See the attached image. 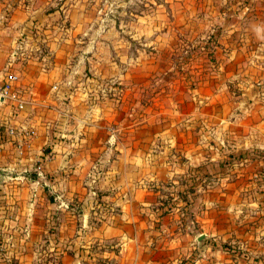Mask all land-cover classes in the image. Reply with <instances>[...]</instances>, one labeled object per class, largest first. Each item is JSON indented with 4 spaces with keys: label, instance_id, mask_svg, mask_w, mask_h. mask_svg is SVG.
Masks as SVG:
<instances>
[{
    "label": "rangeland",
    "instance_id": "obj_1",
    "mask_svg": "<svg viewBox=\"0 0 264 264\" xmlns=\"http://www.w3.org/2000/svg\"><path fill=\"white\" fill-rule=\"evenodd\" d=\"M45 3L7 58L23 99L64 98L59 126L80 190L50 191L38 158L8 166L0 264H120V242L102 233L116 218L142 233L137 264H264L262 188L239 189L233 205L224 187L213 206L203 202L208 191L192 200L193 168L211 166L200 183H242L230 172L251 155L241 146L243 81L264 75V59L256 43L243 57L241 48L258 37L249 24L264 23V0ZM5 109L23 114L6 105L2 118ZM130 201L137 221L125 213Z\"/></svg>",
    "mask_w": 264,
    "mask_h": 264
},
{
    "label": "crops",
    "instance_id": "obj_2",
    "mask_svg": "<svg viewBox=\"0 0 264 264\" xmlns=\"http://www.w3.org/2000/svg\"><path fill=\"white\" fill-rule=\"evenodd\" d=\"M48 1L49 0H0V84L3 81V75L5 73H15L12 71V68H10L12 67L11 59L7 58V54L9 52L8 48L11 50L14 44L20 39L17 38V35L22 38V34L33 19V15L36 16L37 14H44L42 10L45 9L47 4L45 2ZM249 25L253 30L258 32V37L255 40L249 39L244 41L241 48V57L245 56V54H249L254 48L253 43H256L258 51L261 50L262 54L259 57L264 59V23ZM243 82L245 86L243 87L242 93V95H244L242 108L246 111V123L244 126L247 128V132L243 131L245 134L244 137H242L241 146L244 151L247 150L248 152H251L252 156L250 154L247 155V159L244 160V163L240 164V170L237 172H235V170L230 172L232 174L238 173L237 176L240 177V181L242 183L236 181L234 184H229L226 182L227 179L224 178L220 181V185L218 187L215 186V181H211V179L207 180V177H203L204 181L207 180L206 184L203 183L204 181L200 183L202 173H205V175L210 174L211 166L208 170L193 168L192 189L194 190V194L192 200L195 199L196 201H201V192L208 191V194L203 195V202L208 206L214 205L216 196L214 192L221 187H224L225 193L227 194L225 200L231 201L228 202L231 205H233L232 194L234 198L239 196V189L242 190L245 188L246 191H252V194L257 190H260V188L264 191V75L254 80V76L251 73L249 78ZM20 87L23 89V86L20 85ZM84 94H86V92ZM62 98L54 97L51 100L52 102H49L48 104H46V99L44 97L38 99L37 101L28 99L27 102H29V104H27L22 115L12 117L8 110L5 109L3 119L5 124L8 125L16 124L27 128L32 126H29L30 124L36 126L38 137L33 141L32 149L27 154L29 160H36L38 158L44 161L46 173L49 177L48 181L50 186L48 187H50V191L54 189L56 193L58 190H64L66 192L69 191L72 194L74 189L77 191L80 190V185L78 184L75 186L72 180L74 177L68 173L72 170V168H70L72 166V149H70V146L68 145L70 143L63 140L66 135L62 132L64 130L63 127L59 126L60 122L63 121V118L61 119V115L63 114L61 110L64 109L63 112H65L66 108L64 107L67 106L63 101L61 106V101L59 99ZM38 107L39 110L33 114L31 111ZM56 118L59 119L57 122L55 121ZM47 122L48 128H46ZM47 144H49L50 151L42 153V148ZM11 146V143H7L3 146L2 151L0 152L1 166L3 165L4 167H8L19 161L14 148ZM213 158L216 160L215 157L211 156L210 161H214ZM22 161L23 160H21L20 163ZM195 162H198V159L193 155V163ZM68 163H70V166H68ZM196 165V163L193 164L194 167H196ZM2 169L7 170L9 174V167L8 169ZM205 171H207V173ZM64 174L65 176H63ZM59 175L61 177H58ZM212 183L214 184L211 185ZM65 195L66 194L64 193L62 196ZM240 199L241 198L237 197V201ZM135 205L137 206L136 203ZM123 206L127 210V212H125L127 213V216L129 214V220L131 221V219H134V221H137L135 220L137 208L133 205V201H130L129 205L125 204ZM81 216L84 217V214L78 215V217ZM198 219L200 220V218ZM118 220L120 221V219L116 218V222H113L114 224L112 226H109L104 230L102 229L103 236L105 238L116 239L120 242V250L122 251L120 253L121 257H119L120 264H137L138 260L142 259L141 255L143 254V249L140 246L139 241L142 233L138 231V225L136 222L133 223L135 224L133 227H131V225H122L120 227ZM81 221L84 220L81 219ZM95 234L99 235V233ZM177 254L178 250L172 253L174 256Z\"/></svg>",
    "mask_w": 264,
    "mask_h": 264
},
{
    "label": "built area",
    "instance_id": "obj_3",
    "mask_svg": "<svg viewBox=\"0 0 264 264\" xmlns=\"http://www.w3.org/2000/svg\"><path fill=\"white\" fill-rule=\"evenodd\" d=\"M19 76L16 73H5L3 75V81L0 84V152L5 144L11 143L14 148L17 159L20 163L21 160L32 149L33 141L38 137L37 132L34 129L22 127L17 128L12 125L5 124L3 122L1 108L11 106L17 112H23L28 104L27 100L23 99L18 90ZM55 89V87H53ZM33 166V165H32ZM27 169L26 171H28ZM9 170V177L12 174ZM33 171L37 175L42 174L41 165L37 162L33 166ZM12 178L10 177V180Z\"/></svg>",
    "mask_w": 264,
    "mask_h": 264
},
{
    "label": "water",
    "instance_id": "obj_4",
    "mask_svg": "<svg viewBox=\"0 0 264 264\" xmlns=\"http://www.w3.org/2000/svg\"><path fill=\"white\" fill-rule=\"evenodd\" d=\"M10 180L9 174L7 170L5 169H0V184L8 182ZM204 236H200L198 238V241H202Z\"/></svg>",
    "mask_w": 264,
    "mask_h": 264
}]
</instances>
